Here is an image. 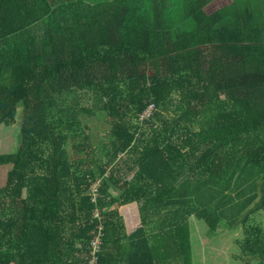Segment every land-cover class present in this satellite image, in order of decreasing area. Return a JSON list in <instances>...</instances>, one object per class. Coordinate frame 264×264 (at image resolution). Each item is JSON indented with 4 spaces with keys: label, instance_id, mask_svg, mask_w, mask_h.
Returning a JSON list of instances; mask_svg holds the SVG:
<instances>
[{
    "label": "trees",
    "instance_id": "1",
    "mask_svg": "<svg viewBox=\"0 0 264 264\" xmlns=\"http://www.w3.org/2000/svg\"><path fill=\"white\" fill-rule=\"evenodd\" d=\"M185 1L0 0V264H90L101 228L98 264H193L192 217L264 264V29Z\"/></svg>",
    "mask_w": 264,
    "mask_h": 264
},
{
    "label": "rangeland",
    "instance_id": "2",
    "mask_svg": "<svg viewBox=\"0 0 264 264\" xmlns=\"http://www.w3.org/2000/svg\"><path fill=\"white\" fill-rule=\"evenodd\" d=\"M99 2L100 0H93ZM106 1V0H101ZM176 3L178 9L181 8V4H185V0H172ZM177 10V9H176ZM183 16V15H180ZM83 106L88 108H94L95 102L91 93L83 95ZM22 113L23 109L20 107L17 110L16 123L12 126H0V154H8L16 151L20 145L21 125H22ZM93 119L91 126L97 136L102 140L109 135V126L101 121ZM264 137V133L261 134ZM99 149V147H97ZM97 149V150H98ZM100 152V151H99ZM102 153V152H101ZM103 154V153H102ZM104 156V155H102ZM9 166H0V188L6 184L7 173ZM114 192V191H113ZM116 192H114L115 194ZM137 206L131 205L127 208L115 207L119 214L123 217L126 224V230L128 234H131L136 229L140 228V221L138 218L130 217L134 214L137 215ZM261 219H264L260 216ZM263 221V220H260ZM264 224V221L262 222ZM189 224L192 231V246H193V264H241L239 260L235 259L236 246L235 242L238 238H241L242 230H236L232 232H220L217 236L208 234L207 226L195 218L189 220ZM93 260V258H92ZM91 262L93 263V261ZM90 262V264H92Z\"/></svg>",
    "mask_w": 264,
    "mask_h": 264
},
{
    "label": "crops",
    "instance_id": "3",
    "mask_svg": "<svg viewBox=\"0 0 264 264\" xmlns=\"http://www.w3.org/2000/svg\"><path fill=\"white\" fill-rule=\"evenodd\" d=\"M171 9L174 10L172 6ZM178 11L180 13H186L188 11L189 14H191L192 12L190 10L185 11L184 9H179ZM203 11L206 15H211L217 11H225L227 12V16L232 15V17H234L232 23L237 24L236 28L246 29L247 31H250V33L254 36H256V33L258 34L256 30L264 29V0H212L210 3L206 4ZM181 28H183V26ZM253 35L251 36L252 38H254ZM131 205L137 206V215L135 214L134 216L133 214L130 217L138 218L141 226L139 207L136 203ZM131 205H127L122 208H127Z\"/></svg>",
    "mask_w": 264,
    "mask_h": 264
},
{
    "label": "built area",
    "instance_id": "4",
    "mask_svg": "<svg viewBox=\"0 0 264 264\" xmlns=\"http://www.w3.org/2000/svg\"><path fill=\"white\" fill-rule=\"evenodd\" d=\"M154 112H155V106L154 105L148 106V108L140 116V120L141 121L149 120L151 117H153ZM101 184H102L101 180H98L93 183L92 190H93L94 203H97ZM96 218L98 219L100 218V213H96ZM102 231H103V228L100 229L99 235L92 243V248H93V260H92L93 263L91 262L92 264H98L97 253L100 251L101 246H102V237H103L101 233Z\"/></svg>",
    "mask_w": 264,
    "mask_h": 264
}]
</instances>
